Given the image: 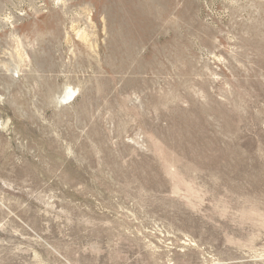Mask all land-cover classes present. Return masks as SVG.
I'll list each match as a JSON object with an SVG mask.
<instances>
[{
    "label": "rangeland",
    "instance_id": "rangeland-1",
    "mask_svg": "<svg viewBox=\"0 0 264 264\" xmlns=\"http://www.w3.org/2000/svg\"><path fill=\"white\" fill-rule=\"evenodd\" d=\"M0 264H264V0H0Z\"/></svg>",
    "mask_w": 264,
    "mask_h": 264
}]
</instances>
